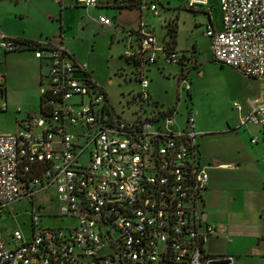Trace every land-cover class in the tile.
<instances>
[{"label":"built area","instance_id":"obj_1","mask_svg":"<svg viewBox=\"0 0 264 264\" xmlns=\"http://www.w3.org/2000/svg\"><path fill=\"white\" fill-rule=\"evenodd\" d=\"M84 8L97 0H76ZM208 0H186L188 9L206 8ZM142 7V6H141ZM158 14L154 3L147 5ZM221 28L207 24L212 59L261 83L262 96L239 112V125L264 132V0H218ZM103 25L109 19L101 17ZM123 57L137 67L135 100L149 104L144 65L161 56L167 66L188 63L166 43L158 45L143 29L129 31ZM24 48L44 62L42 104L17 121V131L0 133V213L22 199L31 202L53 188L58 216L72 224H41L54 214H40L31 204L30 231L0 230V264H210L204 245L215 227L203 219L202 193L208 183L200 161L194 112L181 124L175 109L152 110L133 120L117 114L105 91L61 44L21 45L0 32V51ZM180 91L190 86L180 77ZM0 72V112L6 111ZM133 98V99H134ZM143 109V106H140ZM256 139H251L254 143Z\"/></svg>","mask_w":264,"mask_h":264},{"label":"rangeland","instance_id":"obj_2","mask_svg":"<svg viewBox=\"0 0 264 264\" xmlns=\"http://www.w3.org/2000/svg\"><path fill=\"white\" fill-rule=\"evenodd\" d=\"M108 2L113 0H97V2ZM171 4L183 6L184 0H169ZM211 9V20L219 28L220 14L216 9V0ZM15 0H0V26L10 32L26 30L28 34L37 36L40 32L51 34L59 29L57 22L58 15L52 7L53 0H20L19 5L14 7ZM146 4L154 3L158 15H154L146 8L142 9V22L155 35L157 44H160L163 37H166L164 17L167 12L160 3L154 0H146ZM38 3L41 11L33 9ZM63 7L70 5L67 11L68 31L67 51L73 53L81 63H85L91 71V76L98 86L106 93L113 110L126 120H133L137 114L144 116L151 109H140V106L147 107L135 100V94L139 90L137 79V67L123 57L126 46V32L119 30L118 26L126 28L127 23L117 17L118 10L112 6H95L75 8L74 0H62ZM132 9L124 10L125 19L128 22H139L138 10L131 13ZM19 14L27 16L22 19ZM173 19L178 23V44L177 52L191 55L194 46L196 65L189 70L191 82V100H187L184 90L181 92V100L177 101V79L179 69L172 65L163 64L161 56H158L156 63L144 65L145 78L149 82V89L153 99H160L164 104L178 105L182 112H186L185 106H191L196 113V121H203L207 124L217 126L225 122V119L234 115L232 103L235 101L243 104L247 97L259 89V83L243 77L237 71L229 67H222L211 59L210 48L207 37L204 36L205 16L200 12H193L192 9H178L172 11ZM135 15V16H134ZM171 16V15H169ZM108 18L111 21L110 27L102 26L100 18ZM173 21L171 19L167 20ZM169 22V23H171ZM123 24V25H122ZM174 24V22H172ZM137 26V25H136ZM194 44V45H193ZM149 70L147 71L146 69ZM200 71V74L198 73ZM180 84V83H179ZM134 98V99H133ZM38 109H6L0 112V133H14L17 131V121L26 117L27 111L35 115ZM167 110V109H157ZM176 114L175 122L182 121L183 116ZM235 119L232 118L231 123ZM248 129V128H247ZM241 129L238 132H216L213 137L218 138L226 147L232 146L238 149L240 160L243 158L258 161L260 169L264 170V139L258 143L250 144V134L255 136V128ZM264 138V136H262ZM255 138V137H254ZM252 158V159H250ZM245 162V161H240ZM34 208L42 206L40 214H54L52 218H44L41 224L49 227H64L72 224L68 218L58 216L59 204L53 188L41 191L33 199ZM30 210L31 204L28 199L17 201L13 210H7L0 216V230L5 239L13 230H19L24 236L30 231Z\"/></svg>","mask_w":264,"mask_h":264},{"label":"crops","instance_id":"obj_3","mask_svg":"<svg viewBox=\"0 0 264 264\" xmlns=\"http://www.w3.org/2000/svg\"><path fill=\"white\" fill-rule=\"evenodd\" d=\"M19 1L20 0H15L13 6H18ZM61 1L62 0H53L52 7L58 15L57 22L59 24V29L51 32L49 36L48 34H43V32H40L37 36L31 35L24 29L10 32L7 29H2L1 26L0 32L16 39L31 41L32 43H49L52 45L61 44L67 50L69 41L67 37L68 31H65L64 27L68 23L66 13L72 7L70 5L63 7ZM74 1L76 5L73 7L78 8V6H81L76 2V0ZM154 1L160 3L162 7L164 4L166 5V7H163V9H166L167 11L164 14L165 28L168 29L169 27V22L171 21L166 22L169 19L173 20L172 22L176 25L177 37L176 45L173 47V50L177 52L176 48L178 44L179 28L176 19H173L171 13L172 11L178 9H187L186 0H184L183 6L171 4L169 0ZM215 3L216 7L214 9H216L220 14L218 9V0H216ZM96 6L104 7L112 5H110L107 1H98ZM144 6L147 8L146 4L140 9L132 8L131 10V13L133 14H135L134 12L138 10V17L140 20L136 23L137 26L134 24L136 20H133L134 22H128L125 19L124 10L128 8L120 10L117 9V17L128 25L126 28H124V26H118L119 30L127 33L132 30L137 31L139 29H143L144 31H148L153 34L152 31L145 26L144 22L141 21L142 9ZM212 8L213 2L208 0L206 8H199L192 11L200 12L205 16V27L207 24H210L213 29L219 30L221 28V18L220 26L217 28L211 20ZM33 9L36 10V12L41 11L38 3H35ZM19 15L22 19H26L27 17L24 16V14ZM102 26L110 27L111 21L109 20V25L102 24ZM167 39L168 36L166 33V37H163L161 43L158 45L165 44ZM181 53L188 57L189 62L174 65L179 69L177 79L178 102L182 98V91L180 92L179 89L181 76H184L189 83L190 90L188 92L189 96L187 95V100H191L189 70L192 66L196 65L194 46L192 47L191 55L184 54V52ZM71 54L77 61L81 62L73 53ZM219 66H221V68L226 67L220 64ZM87 70L91 75V71L88 66ZM146 70L148 71L149 67ZM45 71L46 67L44 62L35 59L33 51L29 48L11 52L0 51V72L4 75V96L7 103V109H13V107H16L17 109H38V112L42 91L41 76L45 73ZM198 73L200 74V71H198ZM257 82L259 83V89L251 96L247 97L243 104H240L242 107L240 111L241 114L246 113L249 110V101L259 99L262 96L261 83L259 81ZM148 91L150 94V102L147 104V107L145 106L143 109H151L150 111L155 109H175L178 114L184 113V111L182 112L179 110L180 103L178 105L164 104V101L160 99H153L151 90ZM185 107L187 109H194L193 103L190 107L188 105ZM27 113L29 114L28 111ZM195 114L196 113L194 112V128L198 133L196 139L198 143L200 161L206 167V171L208 173V183L202 193V211L205 216L204 221L215 227L213 235L209 237L203 249L208 255L214 257H232L233 261L230 264H264V170L259 168L257 159L249 160L248 157V159L243 158L244 160H240L238 149H235L232 146L226 147V144L222 143V141L218 138L213 137L215 136L213 134L216 132L230 133L238 132L241 129L255 128V136L250 134L251 136L249 140L250 144L254 145L258 143L260 139H264L262 137L264 136V132L258 126L239 125V112H237L235 108L234 115L229 116L225 119V122L217 126L207 124L203 121L197 122ZM232 118L235 119L234 123H231ZM181 122L182 121H179L177 124L180 125ZM253 138L256 139L254 143L251 142V139ZM240 161L245 162L241 163ZM15 203L12 204V207ZM31 204L34 206L33 201ZM40 207L42 208V206ZM6 211L4 210L3 213H0V216H3Z\"/></svg>","mask_w":264,"mask_h":264},{"label":"trees","instance_id":"obj_4","mask_svg":"<svg viewBox=\"0 0 264 264\" xmlns=\"http://www.w3.org/2000/svg\"><path fill=\"white\" fill-rule=\"evenodd\" d=\"M146 3H147L146 0H113L112 7H115L118 10L124 9V8L140 9L141 6L146 5ZM148 4H150V3H148ZM167 36H168V39H167L166 45L170 49H173V47L176 45L177 29H176V25L172 24V22L169 23V27L167 29ZM18 43L21 45H25V46H30L31 44H34V45L37 44V43H32L31 41H27L24 39H18ZM188 96H189V94H188ZM41 104H42V97L40 99V108L39 109H41Z\"/></svg>","mask_w":264,"mask_h":264},{"label":"water","instance_id":"obj_5","mask_svg":"<svg viewBox=\"0 0 264 264\" xmlns=\"http://www.w3.org/2000/svg\"><path fill=\"white\" fill-rule=\"evenodd\" d=\"M203 219H205L204 215H203ZM210 264H230V261L227 259L215 260V261L210 262Z\"/></svg>","mask_w":264,"mask_h":264}]
</instances>
